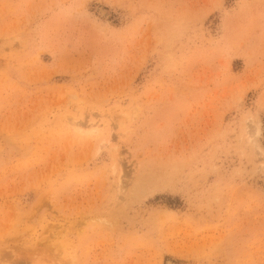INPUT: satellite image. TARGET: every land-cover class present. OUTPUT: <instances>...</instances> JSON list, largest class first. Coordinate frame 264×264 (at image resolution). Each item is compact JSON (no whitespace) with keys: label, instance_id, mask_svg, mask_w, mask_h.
<instances>
[{"label":"rangeland","instance_id":"1","mask_svg":"<svg viewBox=\"0 0 264 264\" xmlns=\"http://www.w3.org/2000/svg\"><path fill=\"white\" fill-rule=\"evenodd\" d=\"M0 264H264V0H0Z\"/></svg>","mask_w":264,"mask_h":264},{"label":"bare ground","instance_id":"2","mask_svg":"<svg viewBox=\"0 0 264 264\" xmlns=\"http://www.w3.org/2000/svg\"><path fill=\"white\" fill-rule=\"evenodd\" d=\"M118 183L120 184V177L118 178Z\"/></svg>","mask_w":264,"mask_h":264}]
</instances>
